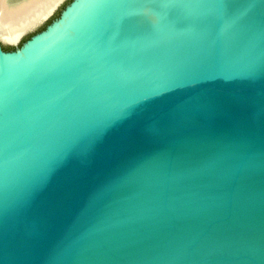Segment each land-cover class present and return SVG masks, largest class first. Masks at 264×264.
Segmentation results:
<instances>
[{
  "label": "water",
  "instance_id": "95a60500",
  "mask_svg": "<svg viewBox=\"0 0 264 264\" xmlns=\"http://www.w3.org/2000/svg\"><path fill=\"white\" fill-rule=\"evenodd\" d=\"M20 40L0 264H264V0H72Z\"/></svg>",
  "mask_w": 264,
  "mask_h": 264
},
{
  "label": "bare ground",
  "instance_id": "6f19581e",
  "mask_svg": "<svg viewBox=\"0 0 264 264\" xmlns=\"http://www.w3.org/2000/svg\"><path fill=\"white\" fill-rule=\"evenodd\" d=\"M63 0H0V37L17 43L50 16Z\"/></svg>",
  "mask_w": 264,
  "mask_h": 264
},
{
  "label": "rangeland",
  "instance_id": "374dc122",
  "mask_svg": "<svg viewBox=\"0 0 264 264\" xmlns=\"http://www.w3.org/2000/svg\"><path fill=\"white\" fill-rule=\"evenodd\" d=\"M72 0H65L58 8L57 10L54 12V14H52L47 20H45L44 22H42L41 24H39L38 26H36L33 30L29 31L28 33H26L22 39L20 40V42L18 43V47L22 45V43L26 42L27 40H29L33 35H35L38 32H41L43 30H45V28L51 24L54 20L58 19L62 13V11L65 9V7L71 2ZM7 48L10 50H13L14 48L9 46L8 44H6Z\"/></svg>",
  "mask_w": 264,
  "mask_h": 264
},
{
  "label": "trees",
  "instance_id": "16d2710c",
  "mask_svg": "<svg viewBox=\"0 0 264 264\" xmlns=\"http://www.w3.org/2000/svg\"><path fill=\"white\" fill-rule=\"evenodd\" d=\"M5 50H9L7 47H5Z\"/></svg>",
  "mask_w": 264,
  "mask_h": 264
}]
</instances>
